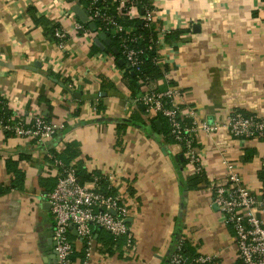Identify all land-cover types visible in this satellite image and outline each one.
<instances>
[{
  "label": "crops",
  "instance_id": "obj_1",
  "mask_svg": "<svg viewBox=\"0 0 264 264\" xmlns=\"http://www.w3.org/2000/svg\"><path fill=\"white\" fill-rule=\"evenodd\" d=\"M80 1L0 0V97L27 124L41 115L66 125L42 141L9 135L0 126V264H58L47 200L56 184L49 154L66 158L72 143L79 144L72 163L80 182L92 187L96 177L122 196L135 240L131 253L124 241L106 246L109 233L94 229L87 261L85 242L73 232L75 264H165L181 243L189 259L242 264L210 187L226 178L228 161L245 185L261 189L264 138L238 140L225 125L233 113L264 119V1L148 0L156 11L154 28L169 32L159 48L167 75L152 88H177L187 121L219 128L196 137L204 181L194 188L189 182L197 174L181 148L136 103L114 42L102 50L95 41L103 32L75 31L83 23L73 9L87 8ZM57 23L71 35L63 50L52 34ZM133 117L146 126L132 123ZM10 159L25 175L16 186Z\"/></svg>",
  "mask_w": 264,
  "mask_h": 264
},
{
  "label": "built area",
  "instance_id": "obj_2",
  "mask_svg": "<svg viewBox=\"0 0 264 264\" xmlns=\"http://www.w3.org/2000/svg\"><path fill=\"white\" fill-rule=\"evenodd\" d=\"M115 3L119 4L116 13L111 10V5ZM86 11L92 22L102 24L104 33L110 38L119 36V48L124 61L128 70L134 73L142 72L143 59L147 52L159 50L161 41L169 35L168 31L154 28L157 40H152L148 49H145L140 47L145 38L136 36L132 28L121 24L120 19L129 18L141 19L149 29L155 26L154 7L143 4L142 0H89ZM57 25L54 38L57 46L63 50L71 35L62 25L58 23ZM74 27L78 33L88 31L81 23H76ZM155 61L159 66L164 65L159 51ZM152 83L148 79L142 80L141 95L136 99V103L146 108L150 118L161 116L167 121L170 136L183 151L186 163L197 175H203L196 137L199 132L214 133L219 129L218 126L195 120L188 123L177 103L181 98V91L172 88L164 93L159 92L152 88ZM0 126L6 133H13L16 137L38 141L52 139L66 129L65 124L51 123L41 115L35 117L31 125L22 119L12 117L7 123L0 120ZM225 128L238 140L264 138V119L258 116L233 113L228 118ZM49 160V168L56 179V184L48 193L47 200L54 219L53 241L58 264H75L73 232L85 242L87 261L93 251L94 229L106 231L116 242L124 240L130 252L134 253L135 240L128 224L130 211L122 196L105 194L100 188V179L96 177L92 187L83 185L78 176L77 166L74 163L65 164L57 153L49 154ZM224 164L227 167L226 178L213 183L210 187L213 203L219 209L224 223L235 234L238 257L242 264H264V178L261 179L260 192L255 193L245 185L233 163L225 161ZM183 250L184 244L181 243L165 264H219L212 257L189 259Z\"/></svg>",
  "mask_w": 264,
  "mask_h": 264
},
{
  "label": "trees",
  "instance_id": "obj_3",
  "mask_svg": "<svg viewBox=\"0 0 264 264\" xmlns=\"http://www.w3.org/2000/svg\"><path fill=\"white\" fill-rule=\"evenodd\" d=\"M264 1V0H263ZM81 3H85L87 6L89 4V0H81ZM143 4H148L150 5L148 0H142ZM119 4L115 3L111 5V10L112 12L116 13V9L118 8ZM121 24L124 27H129L132 28L133 31L135 32L136 36H143V38H145V40L140 44V47L148 49L150 43L155 40H157V35L154 32V27L152 28H146L145 27V23L141 20V19H129V18H123L120 19ZM85 28L88 30L89 26L87 24H84ZM97 25V31L98 32H103L104 33V29L101 23L96 22ZM57 24H53V30H52V34L54 36V31L55 28H57ZM111 39L114 42V45L117 46V48L119 49L120 55L119 57H117V59L121 58L124 61V57L122 54V51L119 48V36H111ZM97 48L95 47V50ZM158 49H154L153 51H148L147 55L144 57L143 59V65H142V72L141 73H134L130 70H128L127 65L122 66V69L125 70V81H127L129 87L131 88V90L133 91V96H135L136 94V99L141 95V82L143 79H148L151 82H155V81H159L161 79H164L166 76V68L161 67L159 65L156 64V57L158 56ZM125 62V61H124ZM126 64V63H125ZM138 95V96H137ZM0 120L4 121L5 123H7L8 121H10V119L13 117V114L9 111L8 106H7V102L0 97ZM143 109V108H142ZM142 112H144V114H146V108L141 110ZM158 120H160L163 123L164 126V136L167 140H173V138L170 136V127L169 124L167 123V121L159 116L157 117ZM141 121V122H140ZM141 123L144 126H146L145 122L143 119H141V117H133L132 118V123ZM156 121H153L152 123L154 124ZM188 123H190L188 121ZM128 126V124H124L121 125V127H119V131H125L126 127ZM9 135H14L13 133H7ZM174 142V140H173ZM59 156V155H58ZM65 156L64 157H60V159L65 163V164H70L72 163V160L79 157L80 156V149H79V144L78 143H72L71 145H69V147L66 149L65 151ZM7 168L10 172H12L15 175V186L17 185L16 183H19V180H23L25 175L24 173L20 170L19 168V164L15 161H12L11 159L8 160L7 162ZM204 175H197V177L193 180H190V186L192 188L194 187H198L199 185H201V183L204 181L203 179ZM264 178V172L262 173V175L260 176V179ZM100 188L101 190L107 194V195H113L114 193L111 192V189L107 190V186L104 180L100 181ZM124 241V240H121ZM121 241L116 242L114 237L110 234H107V237L105 238L104 242L106 246H115L116 244H120ZM109 254L112 255L114 253H112V251L109 249ZM184 254H185V245H184V250H183ZM74 258V257H73Z\"/></svg>",
  "mask_w": 264,
  "mask_h": 264
},
{
  "label": "water",
  "instance_id": "obj_4",
  "mask_svg": "<svg viewBox=\"0 0 264 264\" xmlns=\"http://www.w3.org/2000/svg\"><path fill=\"white\" fill-rule=\"evenodd\" d=\"M75 14L79 17L80 21L84 24H87L89 28L95 33L97 32V25L95 22H92L89 16V13L86 10H83L79 5L75 6L73 9ZM102 41V42H101ZM95 44L99 46L102 50H105L107 47H111L113 44V41L110 39L109 35L102 33L99 35V38L96 39ZM112 51L119 55V51L116 48H112ZM120 64H123V62H120ZM143 109H145L144 106H141ZM157 125L159 123L157 122Z\"/></svg>",
  "mask_w": 264,
  "mask_h": 264
}]
</instances>
